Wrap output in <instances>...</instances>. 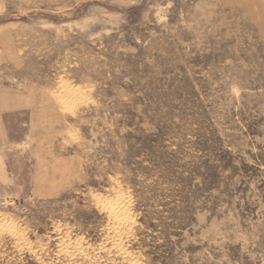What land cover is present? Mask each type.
<instances>
[{
    "label": "rangeland",
    "instance_id": "374dc122",
    "mask_svg": "<svg viewBox=\"0 0 264 264\" xmlns=\"http://www.w3.org/2000/svg\"><path fill=\"white\" fill-rule=\"evenodd\" d=\"M0 264H264V0H0Z\"/></svg>",
    "mask_w": 264,
    "mask_h": 264
}]
</instances>
